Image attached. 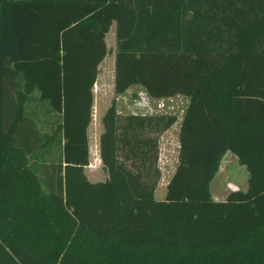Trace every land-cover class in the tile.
I'll return each instance as SVG.
<instances>
[{
  "label": "trees",
  "instance_id": "trees-1",
  "mask_svg": "<svg viewBox=\"0 0 264 264\" xmlns=\"http://www.w3.org/2000/svg\"><path fill=\"white\" fill-rule=\"evenodd\" d=\"M110 25L113 95L187 98L160 199L173 114H118L111 98L92 150L106 176L82 172ZM33 99L59 117L41 136ZM225 150L247 183L214 199ZM0 264H264V0H0Z\"/></svg>",
  "mask_w": 264,
  "mask_h": 264
},
{
  "label": "rangeland",
  "instance_id": "rangeland-1",
  "mask_svg": "<svg viewBox=\"0 0 264 264\" xmlns=\"http://www.w3.org/2000/svg\"><path fill=\"white\" fill-rule=\"evenodd\" d=\"M112 35V25H110L103 37L106 53L98 64V75H95L93 81L95 88L91 86L92 92L96 94V104H99L101 101L102 103L108 104L110 99L113 98L115 111L118 114L129 112L151 114L169 113L173 114L175 117H179L184 108V101L182 98L186 99L185 96L174 94L167 97L149 98L138 85H130V87L123 93L113 95L111 90ZM35 94L36 91H33L31 96H36ZM44 108V103L38 99L29 103L26 102L27 125H29L30 128L33 127L40 136L42 133H48L54 127L57 119H59L57 115L45 113ZM93 115L94 113L91 116L89 111V120L87 123L89 132L88 139L85 136L87 163L82 166V172L85 178L89 181L101 180L106 176L105 171L100 166V162L97 160V156L92 153L90 147L91 131H93L94 125L96 124ZM23 126H25L23 133L26 134V123L23 124ZM20 132L22 133L19 126L17 135H20ZM176 142V136L171 133V131H168L157 138V157L155 164L158 168L159 174L153 191V196L156 199L162 198L165 180L168 178L176 163ZM42 148V145L38 146L34 151L39 155L42 152ZM52 148L54 150V147ZM53 154L54 153L52 152L51 156H53ZM46 159L43 160V162L47 163L45 165L53 168V164ZM91 173H94V176L89 178L88 176H90ZM246 179L247 171L244 165L238 162L233 152L225 150L220 158L218 169L208 182L209 194L215 199L223 198L224 193L230 188L239 187L244 189L247 183Z\"/></svg>",
  "mask_w": 264,
  "mask_h": 264
},
{
  "label": "crops",
  "instance_id": "crops-1",
  "mask_svg": "<svg viewBox=\"0 0 264 264\" xmlns=\"http://www.w3.org/2000/svg\"><path fill=\"white\" fill-rule=\"evenodd\" d=\"M112 34H113V28H112ZM113 36V35H112ZM113 41V40H112ZM113 43V42H112ZM113 50V49H112ZM112 58H113V52H112ZM101 61H99L98 63H97V65H96V73H95V75L97 76L98 74V72H97V68L99 67V63H100ZM100 77V76H99ZM112 79V78H111ZM111 83H112V80H111ZM91 86H93L94 88H95V86H94V84H92ZM132 86V85H131ZM130 86H128L124 91H126L128 88H129ZM123 91V92H124ZM122 92V93H123ZM90 96H91V99H90V107H89V111H90V115L92 116V114L94 113V122L96 123L95 125H94V128H93V131H91V135H90V147H91V149L93 150V146H95V149H96V153H97V136H98V134L100 133V131H101V125H100V122H99V118H100V115L102 114V112L104 111V109L107 107V105L109 104H105V103H102V101L99 103V104H96V101H97V99H96V94H94V92H92V88L90 87ZM172 97H175V96H172ZM183 99V101H184V106H185V104H186V101H187V98L185 99V98H182ZM184 109V108H183ZM183 109H182V111H181V114H180V116L179 117H175V120L173 121V123L171 124V125H169L164 131H162L161 133H160V135L158 136V137H160L161 135H163V134H165V133H167L168 131H171V133H173V134H175V136H176V134H177V130H178V126H179V122H180V118H181V115H182V112H183ZM129 113H131V114H151V113H135V112H129ZM125 114H127V113H125ZM159 114V113H158ZM167 114H169V113H167ZM88 126L86 125V127H85V136H86V138L88 139ZM177 141V140H176ZM177 143V142H176ZM176 148H177V144H176ZM97 156V160L99 161V159H98V155H96ZM220 161V160H219ZM243 165V164H242ZM218 169V168H217ZM170 175V174H169ZM94 176V173H91L90 174V176H88L89 178H91V177H93ZM102 180V179H101ZM167 180V179H166ZM166 180H165V182H166ZM91 181H94V180H91ZM165 184V183H164ZM236 188H239V187H236ZM230 189H232V188H230ZM230 189H228V190H230ZM241 189V188H240ZM228 190L224 193V195H223V197L226 195V193L228 192ZM154 191V190H153ZM211 197V196H210ZM211 198H213V197H211ZM215 199V198H214ZM219 199H222V198H219Z\"/></svg>",
  "mask_w": 264,
  "mask_h": 264
}]
</instances>
